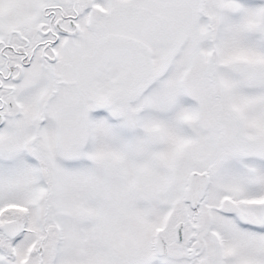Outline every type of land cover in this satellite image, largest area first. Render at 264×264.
<instances>
[{
  "label": "snow or ice",
  "instance_id": "obj_1",
  "mask_svg": "<svg viewBox=\"0 0 264 264\" xmlns=\"http://www.w3.org/2000/svg\"><path fill=\"white\" fill-rule=\"evenodd\" d=\"M0 264H264V0H0Z\"/></svg>",
  "mask_w": 264,
  "mask_h": 264
}]
</instances>
